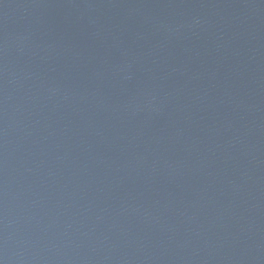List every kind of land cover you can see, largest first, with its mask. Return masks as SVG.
I'll use <instances>...</instances> for the list:
<instances>
[{"label":"water","instance_id":"water-1","mask_svg":"<svg viewBox=\"0 0 264 264\" xmlns=\"http://www.w3.org/2000/svg\"><path fill=\"white\" fill-rule=\"evenodd\" d=\"M0 264H264V0H0Z\"/></svg>","mask_w":264,"mask_h":264}]
</instances>
